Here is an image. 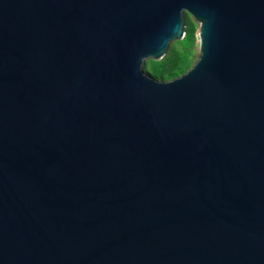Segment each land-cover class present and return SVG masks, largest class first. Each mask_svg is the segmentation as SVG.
Returning <instances> with one entry per match:
<instances>
[{
	"label": "water",
	"instance_id": "water-1",
	"mask_svg": "<svg viewBox=\"0 0 264 264\" xmlns=\"http://www.w3.org/2000/svg\"><path fill=\"white\" fill-rule=\"evenodd\" d=\"M0 264H264V0H0Z\"/></svg>",
	"mask_w": 264,
	"mask_h": 264
},
{
	"label": "rangeland",
	"instance_id": "rangeland-1",
	"mask_svg": "<svg viewBox=\"0 0 264 264\" xmlns=\"http://www.w3.org/2000/svg\"><path fill=\"white\" fill-rule=\"evenodd\" d=\"M184 21H185V28L186 23L189 21L192 25H194L196 28L199 29V23L196 21V19L191 15L189 12L184 11ZM184 28V30H185ZM198 29L196 31V39L195 42L192 45H188L182 41V39H176L173 40L168 47V50L166 51L165 55L161 59L165 63V69L168 71L173 63L182 56H188V60L190 63L194 64L199 56V38H198ZM156 61L154 59H147L143 65V69L146 71L152 72V62ZM168 74V73H167ZM164 75L163 79L168 80V75ZM160 78V77H159ZM171 79V78H170Z\"/></svg>",
	"mask_w": 264,
	"mask_h": 264
},
{
	"label": "trees",
	"instance_id": "trees-1",
	"mask_svg": "<svg viewBox=\"0 0 264 264\" xmlns=\"http://www.w3.org/2000/svg\"><path fill=\"white\" fill-rule=\"evenodd\" d=\"M198 28H196L194 25H192L189 21L186 23V28H185V35L182 38V41L188 45H192L195 42L196 39V31ZM188 56H182L180 58H178L173 65L171 66V68L166 71L165 69V63L164 61L160 60H156L152 62L151 68H152V72L153 75L156 77H160L163 78L164 75L169 76L168 79L173 78L175 76H178L180 74H182L183 72H185L188 68H190L193 64L190 63V61L188 60Z\"/></svg>",
	"mask_w": 264,
	"mask_h": 264
}]
</instances>
